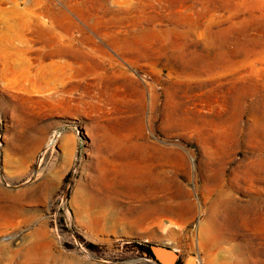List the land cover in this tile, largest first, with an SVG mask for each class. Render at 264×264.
Instances as JSON below:
<instances>
[{"label":"rangeland","instance_id":"374dc122","mask_svg":"<svg viewBox=\"0 0 264 264\" xmlns=\"http://www.w3.org/2000/svg\"><path fill=\"white\" fill-rule=\"evenodd\" d=\"M56 36L80 39L70 99L39 78ZM115 137L162 148L171 221L99 189ZM154 248L264 264V0H0V264H158Z\"/></svg>","mask_w":264,"mask_h":264},{"label":"bare ground","instance_id":"6f19581e","mask_svg":"<svg viewBox=\"0 0 264 264\" xmlns=\"http://www.w3.org/2000/svg\"><path fill=\"white\" fill-rule=\"evenodd\" d=\"M50 40L44 43L45 47L49 48L48 51L38 57L39 78L44 81V84L48 87V89H55L53 92L56 93V96L60 97L59 99H67L68 97L66 98L64 95V87L66 83L64 82V77L61 75L63 71H59L64 68L71 67V65H81L83 63V59H78L75 54L76 50H80V39L78 37L75 38L74 51L71 49V44L69 43L73 40L69 37L64 38L63 36H56L55 39ZM102 42L103 44H101ZM110 43L113 44V41ZM110 43L108 40H102L100 43L98 42L96 44L97 46H103ZM133 55H135V53H133ZM92 59L98 63L97 58ZM112 60L113 58L110 56L108 61L110 62ZM5 61L6 63L8 62L7 57H5ZM103 61L104 60L101 62ZM16 68L17 67L9 61L6 64V68L4 69L5 71L3 70V73L6 77H8ZM50 96H53V93H51ZM57 137L59 138L62 146L67 147L69 145V134L56 131L50 142L53 143ZM110 141V146H108V156L106 158L104 168L102 167L103 170L98 185L99 189L103 191V194H111L116 191L123 190L121 192H124V195H128V199L130 201L129 209L134 212L136 211L135 213L140 215L139 218L141 220L147 219L150 215H153L152 222H161L164 217H168L169 221H171L173 218L171 215L174 213L175 207L173 204H164L162 202L163 195L160 194V191L163 192L162 165L164 164L159 163L162 158V148L159 146L154 147V155L151 156L145 152V148L143 149L138 144H135L134 146L133 144L127 143L124 140H119L116 137L111 138ZM175 197L176 196H174V198ZM171 211L172 213L170 214ZM235 212L233 213L234 215H236Z\"/></svg>","mask_w":264,"mask_h":264},{"label":"water","instance_id":"95a60500","mask_svg":"<svg viewBox=\"0 0 264 264\" xmlns=\"http://www.w3.org/2000/svg\"><path fill=\"white\" fill-rule=\"evenodd\" d=\"M152 254L158 264H176L177 254L167 248H154Z\"/></svg>","mask_w":264,"mask_h":264},{"label":"trees","instance_id":"16d2710c","mask_svg":"<svg viewBox=\"0 0 264 264\" xmlns=\"http://www.w3.org/2000/svg\"><path fill=\"white\" fill-rule=\"evenodd\" d=\"M151 251H150V249H149V253H150Z\"/></svg>","mask_w":264,"mask_h":264}]
</instances>
